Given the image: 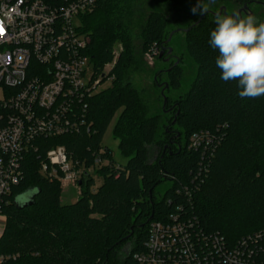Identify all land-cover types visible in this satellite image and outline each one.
<instances>
[{
    "label": "trees",
    "instance_id": "1",
    "mask_svg": "<svg viewBox=\"0 0 264 264\" xmlns=\"http://www.w3.org/2000/svg\"><path fill=\"white\" fill-rule=\"evenodd\" d=\"M44 1L56 6L65 2ZM193 1V9L204 2H254ZM181 4L183 0H168L166 8L149 12L141 30V53L156 46L157 58L170 55L171 40L162 38L166 16ZM136 12L135 0H100L80 15L91 67L99 74L111 63L105 76L111 77L110 85L87 99L89 131L80 126L59 137L37 139L38 149L25 156L22 177L2 205L0 256L7 259L0 264H140L135 255L144 249L150 223L173 212L195 216L206 231L230 243L264 229V96L240 98L238 81L221 79L218 50L209 43L215 19L209 11L201 12L183 27L185 52L196 65L189 89L174 98L173 107L169 97L160 105L158 94L164 112L176 110L162 138L161 115L151 113L156 104L146 101L145 89L135 80L143 72V59L131 42ZM182 75L180 65L168 69L171 87L180 88ZM117 111L113 136L128 157L124 164L113 161L102 144ZM196 134L207 138L193 148L190 139ZM56 145H63L68 157L84 168L73 202L62 200L57 179L39 171L46 150ZM97 156L108 159L107 164L95 166ZM92 171L101 177L98 185ZM166 181L170 186L159 195L157 189ZM28 192L34 193L32 203L17 204L15 199Z\"/></svg>",
    "mask_w": 264,
    "mask_h": 264
},
{
    "label": "built area",
    "instance_id": "2",
    "mask_svg": "<svg viewBox=\"0 0 264 264\" xmlns=\"http://www.w3.org/2000/svg\"><path fill=\"white\" fill-rule=\"evenodd\" d=\"M100 0H0V235L5 224L2 205L22 177L25 156L36 140L76 131L86 123L87 99L110 82L106 64L95 74L86 54L87 36L80 15ZM118 51V50H117ZM159 48L145 53L152 60ZM105 77V78H104ZM206 134L190 139L198 147ZM97 156L94 165L107 164ZM39 171L58 180L61 190L77 188L84 168L68 157L63 145L46 150ZM191 195L188 188L184 190ZM140 264H264V229L230 243L206 231L195 216L168 214L149 225ZM7 256H0V263Z\"/></svg>",
    "mask_w": 264,
    "mask_h": 264
},
{
    "label": "rangeland",
    "instance_id": "3",
    "mask_svg": "<svg viewBox=\"0 0 264 264\" xmlns=\"http://www.w3.org/2000/svg\"><path fill=\"white\" fill-rule=\"evenodd\" d=\"M137 5V12L135 14V23L136 25L131 28V42L134 47L135 54L138 58L143 59V72L140 73L138 77L135 78L137 85L139 87H143L146 91V101L153 102L156 106L151 111L152 114L161 115L160 121V136L164 138L162 131L165 129L169 123H173V113L176 112H164L162 107L158 105V94L160 93L163 103L166 97H169L171 105L173 107V100L180 94H184L190 87V84L195 76L196 65L193 60L187 56L185 52V44H184V31L183 27L188 23L191 24L197 20V16L201 13L200 7L198 9H193L191 7L193 0H183L184 4H181L179 7L174 6L171 10H168L170 13L166 16V21L168 26L165 29L162 38L171 40L168 45V52L170 55H164V57L157 58L154 57L152 60L145 53H141L143 48V42L141 38V30L145 24L146 16L150 11L154 10L156 6H160L161 8H166L168 6V0H135ZM254 2L248 4L246 2L242 4H238L232 6L230 4H217L213 5L210 2H204L202 5L209 11V15L212 18H216V15H224V14H232L237 13V8L241 10L239 13L241 16H246L248 14L255 15L257 17V21L260 22L264 18V0H253ZM246 4V5H245ZM244 6L248 9L243 11ZM167 11V12H168ZM205 13V12H203ZM202 13V14H203ZM200 20V19H199ZM198 20V21H199ZM176 27L180 28V31H177ZM119 45H116V50ZM164 52V50H162ZM163 54V53H162ZM165 54V53H164ZM181 57V59H180ZM180 65L183 70V75L180 78V88L175 89L171 87L169 80L167 79L166 73L171 66ZM110 85L109 82H104L100 85V88H106ZM2 97V88L0 87V98ZM156 100V101H155ZM171 107V108H172ZM118 116V111L114 114L112 120L109 122L106 127L104 134L102 136V144L109 148L111 152L112 160L117 162L118 164H124L128 157L124 154V152L119 148V140L114 138L113 136V128L115 125V121ZM167 130H171L173 132H178L176 128ZM171 135V134H170ZM167 137V135H165ZM175 136V133L172 134ZM172 141L176 142V139H172ZM170 142H166V145H169ZM176 144V143H175ZM171 145V144H170ZM156 150H153L152 157H154ZM91 171V169H90ZM95 185H98L101 181V177L98 174H95L94 171L91 172ZM170 186V182L166 181L162 183L158 187L159 195L163 194V192ZM62 200L64 202H73L78 198L77 188L74 186H69L66 190L62 191L61 194ZM127 247L120 249V251L125 252Z\"/></svg>",
    "mask_w": 264,
    "mask_h": 264
},
{
    "label": "clouds",
    "instance_id": "4",
    "mask_svg": "<svg viewBox=\"0 0 264 264\" xmlns=\"http://www.w3.org/2000/svg\"><path fill=\"white\" fill-rule=\"evenodd\" d=\"M200 11H207L201 3ZM209 43L218 50L221 79L238 81L240 98L264 96V21L252 14H217Z\"/></svg>",
    "mask_w": 264,
    "mask_h": 264
},
{
    "label": "water",
    "instance_id": "5",
    "mask_svg": "<svg viewBox=\"0 0 264 264\" xmlns=\"http://www.w3.org/2000/svg\"><path fill=\"white\" fill-rule=\"evenodd\" d=\"M205 15V13L202 14V16ZM171 50H169L170 52ZM163 53V51L160 52V55ZM165 102V99H164ZM78 185H81V180L78 181ZM34 196L33 192L24 193L22 196H18V198L15 199L17 204L20 205H26L32 203V197Z\"/></svg>",
    "mask_w": 264,
    "mask_h": 264
},
{
    "label": "flooded vegetation",
    "instance_id": "6",
    "mask_svg": "<svg viewBox=\"0 0 264 264\" xmlns=\"http://www.w3.org/2000/svg\"><path fill=\"white\" fill-rule=\"evenodd\" d=\"M245 5H246V4H245ZM247 9H248V8H247L246 6H244V9H242V10H243V11H244V10L246 11ZM237 12H238V13H241L240 8H239V10H238V8H237Z\"/></svg>",
    "mask_w": 264,
    "mask_h": 264
}]
</instances>
